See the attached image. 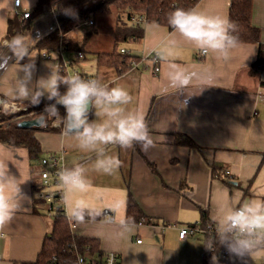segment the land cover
<instances>
[{"label":"crops","instance_id":"1","mask_svg":"<svg viewBox=\"0 0 264 264\" xmlns=\"http://www.w3.org/2000/svg\"><path fill=\"white\" fill-rule=\"evenodd\" d=\"M13 2L0 0V98L22 104L26 101L20 100L14 91L17 64L13 58L3 55L8 52L7 20L13 15L20 18L24 12L32 13L36 0H20L17 8ZM229 2L198 0L193 8L205 15L227 17ZM94 19L95 32L85 45L82 51L85 58L78 66L109 87L119 86L130 93L133 100L127 108L144 116L156 147L148 151H143L139 144L127 150L109 147V154L119 159L120 167L113 175L90 171L91 186L84 194L90 205L101 210V215L94 221L75 223L71 231L97 239L98 255L115 252L120 258L119 264H202L203 235L180 239V228L200 223L202 214L212 224L210 213L229 201L244 204L252 199H264V61L261 67H253L259 44L264 45V0H252L251 23L260 30V42L239 43L227 62L212 54L201 55L181 37H176L177 43L171 45L172 29L157 23L143 25L139 42H125L127 48L116 46L117 50L126 49L139 58L157 52L155 64L159 72L155 74L151 62L145 65L138 61L124 74H118L111 66H96V53L113 50L116 27L129 26L131 22L119 13L110 22L97 21L95 16ZM20 21L28 22L22 36L27 37L30 53L35 57L34 78L55 71L57 54L34 47L41 37L57 27L54 14L48 12L36 18L30 15ZM87 22L64 34L65 40L80 41L89 29ZM81 26L85 30L78 32ZM29 34L35 41L30 40ZM44 53L48 54V59L43 58ZM88 55H92V61L88 60ZM173 65L198 73L211 72L214 86L199 92L194 81L193 86L184 90L185 95H194L188 98L186 107L180 109L178 99L183 100V95L178 97L173 91L161 94L166 73ZM43 127L44 123L36 127L35 133L40 157L62 151L67 165L74 160L87 159L88 154L81 153L74 141L62 136L59 128L60 132L54 133L44 131ZM177 135L187 136L197 147L174 145ZM39 159L30 160L24 147L0 143V164L7 167L8 174L16 178L17 183L24 181L19 188L27 198L21 202L22 207L11 222L0 229V264L34 261L50 232L52 216L40 197L43 189ZM213 164L217 167L215 172ZM225 171L229 175H225ZM223 180L230 184L226 185ZM128 195L145 218L135 222L133 232L124 233L119 221L126 219ZM60 206L65 212L63 200ZM105 209L111 212V221L104 216ZM138 239L140 243L136 242ZM216 257V264L264 262V256ZM208 264H212L211 258Z\"/></svg>","mask_w":264,"mask_h":264},{"label":"clouds","instance_id":"2","mask_svg":"<svg viewBox=\"0 0 264 264\" xmlns=\"http://www.w3.org/2000/svg\"><path fill=\"white\" fill-rule=\"evenodd\" d=\"M63 11L65 15L73 14L70 8ZM167 24L172 29L171 45L177 43L176 37H181L204 56L212 54L227 62L233 50L239 47V38L234 34L238 26L227 17L205 15L195 8H177L168 14ZM29 38L35 41L30 34ZM6 47L8 52L3 55L13 58L17 64L16 96L32 106H38L42 99L49 101L37 124L46 123L45 114L55 117L62 136L74 141L81 153L88 154L87 159L74 160L63 167L58 177L66 219L76 224L94 221L101 210L84 198L91 186L88 173L113 175L118 170L121 162L109 154L111 146L127 150L139 144L143 151L156 147L144 116L128 110L133 97L127 90L109 87L100 79H83L78 73L62 75L58 65L46 76L34 78L35 57L30 53L29 41L23 36L13 37ZM213 79L211 72L198 73L173 65L166 73L161 94L173 91L178 97L183 95V100L178 99L183 109L188 98L194 95H185L184 90L195 81L201 92L214 86ZM23 182L17 183V179L8 174L7 167L0 164V229L11 222L22 207L21 202L27 199L19 188ZM210 221L214 225V235L204 244L208 251L214 252L217 246H223L237 258L264 256V199H252L244 204L229 201L210 213ZM119 223L124 233L135 229L131 218H122ZM211 260L216 264L215 254Z\"/></svg>","mask_w":264,"mask_h":264},{"label":"trees","instance_id":"3","mask_svg":"<svg viewBox=\"0 0 264 264\" xmlns=\"http://www.w3.org/2000/svg\"><path fill=\"white\" fill-rule=\"evenodd\" d=\"M198 2V0H36L29 13L33 18L42 14L52 12L57 21V27L41 37L35 48L45 50L48 53H56L61 46L67 51H83L84 47L95 32L92 27L94 24V16L98 13H109L110 10H119V14L124 19L138 15H143L146 23H157L168 27V14L177 8L190 10ZM73 10L72 15H65L64 9ZM252 0H230L228 6L227 18L235 22L238 31L234 33L239 38V43H258L260 42V30L251 23ZM92 21V25H88L89 29L84 32L83 37L78 42L65 40L64 34L68 33L72 28L85 21ZM28 22L20 21L17 15H13L7 20V30L5 39H11L17 35L22 36L27 28ZM143 26H135L134 24L119 25L114 32V47L110 52H98L95 54L96 66L114 67L118 74L126 73L131 67V61L138 62L139 57L133 54H122L120 49H116L120 43L139 42L142 39ZM258 58L253 67H261L263 64V44H259ZM63 75L62 71L59 69ZM63 91V87H61ZM49 103L46 99H42L38 106H32L27 101L23 102L26 111L17 113H0V143L11 147H24L28 151L30 160H38L40 157V144L35 137L38 128H23L19 123L24 120H32L42 118L41 114L45 104ZM30 114V115H29ZM63 115V109H60ZM55 117H48L46 114L43 120L46 121L45 127L42 129L48 132L58 133V128L50 126ZM174 145H181L188 148H196L197 145L185 135H177L174 138ZM264 157V153L262 154ZM155 172V170H153ZM212 171H217L215 164L212 165ZM252 179L249 180V183ZM226 185L230 182L223 180ZM52 216L51 228L48 236L43 240L42 247L37 257L32 262H22L21 264H76V253L84 254L86 246H89L90 253L98 254L99 243L95 238L82 237L72 233L65 214H55ZM100 216L96 217L98 219ZM131 218L134 222L145 218L138 208L136 202L131 195H128L126 203V219ZM211 224L207 221L205 214H202L201 222L198 225L206 229ZM194 226V224L192 225ZM212 227L214 225L211 224ZM214 233H206L203 235L204 244L207 239ZM226 250L223 246H217L215 252H209L206 248L203 253L202 264H208L210 258L215 254L218 256L220 251Z\"/></svg>","mask_w":264,"mask_h":264},{"label":"built area","instance_id":"4","mask_svg":"<svg viewBox=\"0 0 264 264\" xmlns=\"http://www.w3.org/2000/svg\"><path fill=\"white\" fill-rule=\"evenodd\" d=\"M14 8L20 7V0H14L13 2ZM29 17V12H24L21 15V20L26 19ZM130 22L134 24L135 26H143L146 21L143 15H138L136 17L131 18ZM88 25H92V21L87 22ZM264 51V48H263ZM67 52L66 49H63L61 46L59 47L57 54V63L59 66V69L62 71L63 75L65 74H72V73H78L83 79H96L91 74L85 72L83 69H81L78 66L79 61L83 60L85 58V54L81 51H71L70 54H65ZM120 53L122 54H130L128 50L121 48ZM43 58L48 59L49 56L47 53L43 54ZM139 61L146 65V62H151L154 64L152 69V72L158 73L159 67L155 64L158 62V53L157 52H151L150 54L146 56H141L139 58ZM137 62L131 61V65H136ZM147 69V68H146ZM17 113V112H24L26 111V107L24 104L19 102H8L3 101L0 98V113L6 114V113ZM30 115V114H29ZM51 127L59 128L56 126V118L50 123ZM39 165H40V172H39V179L41 181V187L43 191L40 194V197L44 202L46 203V211L50 215L55 214H65V212L62 210V207L60 206L62 203V196L63 192L61 190V185L58 177L59 171L65 167L66 160L65 156L62 153V151L58 152H52L47 155H43L39 159ZM225 175H229V172L225 171ZM104 216H106L108 221H111L113 219V216L111 212L108 209H105L103 211ZM66 216V214H65ZM68 221V220H67ZM70 230L75 227L74 222H69ZM141 224L140 222L138 223ZM163 228H161L162 230ZM212 234L214 233V227L211 226V224H208L206 226V229L201 228L198 223L194 224V226H186L180 228L178 232V237L180 239L186 237V236H193L195 234ZM137 243H140L141 240H136ZM89 246H86L84 254L76 253V264H119V256L115 252H105L102 255L98 254H92L90 253ZM210 252V251H209ZM215 252V251H214ZM219 257H227L229 256V253L227 250L220 251L218 253ZM264 264V262H263Z\"/></svg>","mask_w":264,"mask_h":264},{"label":"rangeland","instance_id":"5","mask_svg":"<svg viewBox=\"0 0 264 264\" xmlns=\"http://www.w3.org/2000/svg\"><path fill=\"white\" fill-rule=\"evenodd\" d=\"M117 13H120L119 10H115V9L112 8V10H110V12H109V14H110L109 16H106V15L104 16L103 14H105V13H98V14H96L95 17L97 18V21H98V19H100V20L103 19L104 22H108V20L110 22V21L113 20V17H115L117 15ZM100 14H102V15H100ZM84 30H85V28L81 26V27H79L78 32H82ZM26 40H27V37H26ZM119 45H121L124 48H127V46H128V44H126V43L125 44H119ZM87 58H88L89 61H92V55H88ZM230 187L234 188L235 186L230 185Z\"/></svg>","mask_w":264,"mask_h":264},{"label":"water","instance_id":"6","mask_svg":"<svg viewBox=\"0 0 264 264\" xmlns=\"http://www.w3.org/2000/svg\"><path fill=\"white\" fill-rule=\"evenodd\" d=\"M42 118H35L32 120H24L19 123L20 127L23 128H32V127H40L43 123L37 124V121H40Z\"/></svg>","mask_w":264,"mask_h":264}]
</instances>
